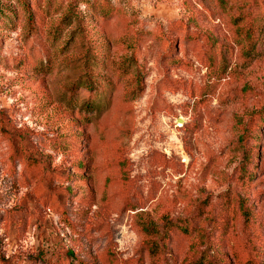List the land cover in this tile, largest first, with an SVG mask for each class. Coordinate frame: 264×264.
<instances>
[{"label": "rangeland", "instance_id": "obj_1", "mask_svg": "<svg viewBox=\"0 0 264 264\" xmlns=\"http://www.w3.org/2000/svg\"><path fill=\"white\" fill-rule=\"evenodd\" d=\"M0 264H264V0H0Z\"/></svg>", "mask_w": 264, "mask_h": 264}]
</instances>
